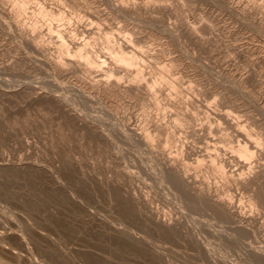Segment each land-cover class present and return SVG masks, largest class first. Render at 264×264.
I'll list each match as a JSON object with an SVG mask.
<instances>
[{
	"label": "rangeland",
	"instance_id": "rangeland-1",
	"mask_svg": "<svg viewBox=\"0 0 264 264\" xmlns=\"http://www.w3.org/2000/svg\"><path fill=\"white\" fill-rule=\"evenodd\" d=\"M47 1L52 2V6L54 5L53 7L62 9L63 13L60 15L58 11H55L53 14H47L45 18L43 16H39L40 19L43 17L45 22H51L52 20L56 22L58 21L57 18H60L59 15L64 16L65 19L71 18L70 20L75 18L74 20L79 19L85 21V23L90 26L102 28L104 32H106L110 37L118 35L126 37L137 48H158L170 50L168 51L169 55L166 53V55L163 57V59L161 58V60H156L153 58H151V60L150 58L144 59L145 63H147L146 65H150H148L145 70H148L149 72L158 71L161 68L167 66V63L170 62L169 59L179 58V62L181 63H179L178 67L183 64L182 66L185 68L180 66L179 68L181 70H179V73H177L179 69L177 68V72H175V75L173 74V77L183 80L185 87L187 86L193 89L194 96L198 99V101L194 106L195 108H191L190 110H192L197 115L199 121L206 120V118H204V116L206 117L204 112V109H206L205 105H218L217 107L222 105L223 107L220 106L219 108L222 107L231 111L235 115L239 116V118L243 120L245 124L248 123L249 127L253 129L256 127L255 130H257V126H254L252 123L250 124V122H252V116H256V118H258L256 120H262L264 123V13L262 15L257 14L258 16H261L258 19L255 12V9L258 7V5L264 9V0H249V3L251 4L250 6L247 5V7L249 6L253 10V13L251 14H248V11V13H244L242 11L243 5L241 6V4L243 3L245 5L244 2L247 0H241L243 2L234 0V2H237V4L240 6L239 8L241 10H239V8L236 9L232 7L228 2L224 3L223 1L225 0H214L215 2L213 0H185L186 2L184 0H147L153 3L155 1L157 4L166 3V5L172 8V12H169L170 14L168 12L158 11L156 13L154 12V14L152 13V18V14L133 17L117 13L113 9V5H111L107 0H96L95 3L99 1L97 3V7L95 3L88 0L87 3L89 4L87 5L89 6H83V8L82 6L79 7V5H76L74 2L71 3L72 0ZM134 1L140 2V0ZM220 2L223 3L221 4ZM251 5L255 7L252 8ZM93 7L94 9L96 8V12L93 11ZM73 8L76 9L74 10ZM78 8L82 10L80 11ZM84 8L86 11H84ZM229 10L232 11L230 12ZM94 12H99L100 15L98 13L97 14L100 17L97 14H94ZM91 15L93 18H91ZM155 15L158 17H155ZM29 16H31V14H29ZM153 17H155L156 20ZM4 18V16H0V20ZM151 20L153 21L151 22ZM0 22L3 23L4 20H1ZM181 22L183 24L188 23L189 26L191 25V27L197 28L201 36L204 37L203 41L200 42L195 40L187 32L182 33L183 31L181 29V31L178 30L177 32L180 37V45L182 44L180 48L181 50H179V48L177 49L175 44L176 41L173 39L174 37L171 36L169 31L170 28L175 29L174 26L178 25L177 23L180 25ZM2 31L3 30L1 29L0 33ZM149 34L151 37H149ZM3 35L5 36V30L0 34V37L2 38H0V235H4V241L2 243L4 244V247L1 248L0 246V264H35V262H37V264H108L109 261H111L110 264H122L124 261L125 264H264V208L260 209L261 215L258 222L259 224L257 223L255 227V231L258 230V232L238 230L231 221H227V218L225 220V217L222 218L223 215L218 213L221 216L219 217V215L215 214L214 211L210 210L209 208L207 209L208 206L203 205L206 203H198L189 195L188 198H186L187 195L185 192L180 193L181 187L165 182L162 177L158 178L156 174L158 170H153L151 167H149L151 164H158V162L156 163L154 159L145 154L141 155L138 153L137 157L136 148L129 145L118 134L110 130V128L113 129L116 126L120 127L121 125L119 122H127L130 119L132 122H135L134 115L136 116L137 113H140L138 108H126L125 105L120 102V100L117 101L118 99H116L115 101V98L114 100H112L113 98H96L99 96H94L93 98L98 99L100 103L102 102V104L98 103V100L96 102V99H93L95 101L91 102L82 101L77 103L76 107L79 109V111H81L80 113L93 118L96 122V126L99 125L97 127L99 130H108L106 131L108 133L106 136L108 138L109 135V140H106L105 137L102 138L103 136H100L99 134L97 135V132L94 131V133H92V131L89 133L80 128L78 125L74 124L72 121L66 120L67 118H65L63 113L56 107L44 102H38L36 99H34V97L25 93L11 92V89H19L20 86L27 85L28 83L37 85L36 87H38L39 90L52 92V89L55 87L50 85V83L52 84L53 81L55 82L57 77H54V74L56 73H54L55 71L53 72L51 69L47 70L50 72L47 74L48 72H44V69H39L40 71H37L38 68H36L35 70L39 73H35L36 76L33 78V73L36 71H33L32 69L30 71V65L26 64L22 58H18L16 54L13 53L11 50V43L8 41L9 39L6 37L4 38ZM84 35L85 34L82 33H80V35L77 34L80 39H84L86 37ZM145 35L147 38L149 37L151 39L146 38L145 41L139 39L140 36L142 37ZM95 38L97 39V36H92L89 39L93 41ZM157 38L160 39L158 40ZM96 41L98 43H102L103 48L108 51L106 42L103 39H97ZM163 44H166L168 47ZM175 49L177 50L174 51ZM181 54L183 58L185 57L183 60L186 63L188 62L187 64L189 65V71L194 70L193 73L190 71L192 74L190 72L188 74L187 64H184L181 56L179 57ZM13 58L15 59L12 60ZM32 58H34L33 61L36 60L35 57ZM151 61L153 63H151ZM200 61L203 62V64ZM35 62L37 64L40 63L39 61L37 62V60ZM190 64L193 68H191ZM32 68L34 69L35 67ZM182 70H184V72ZM41 72L43 74H40ZM28 73H30V76ZM45 73L47 75H45L43 79ZM193 74L194 77L192 76ZM241 74L243 76L245 74V76L248 77V79L245 80L246 84L244 83V85L243 83L240 84ZM46 76L50 81L46 79ZM228 77L231 78L229 79ZM58 78L56 81L58 85L61 84L60 82H64L65 84L66 80L64 81L62 78ZM45 79L49 81L48 84ZM58 80H60V82ZM232 80L235 81L233 82ZM18 83H20V85ZM68 84L72 85L74 83L71 84V82L69 83L67 81L65 84L66 86H63L62 88L61 85H59V89L55 92L53 91V93L69 94L70 92L68 90ZM217 85L218 87H216ZM66 87L67 91L64 89ZM226 87L228 88L226 89ZM48 88L51 90H48ZM210 92L214 93L211 94ZM237 93L239 95H237ZM231 97L233 98L231 99ZM241 98L244 99L242 100ZM110 100L112 101L110 102ZM216 101H219V103ZM92 102L96 103H93L94 105H90ZM235 103L245 105L246 107H244L248 108V110L245 109L246 112L244 109V112L236 111ZM97 104H100V106L98 107ZM202 104L203 106H201ZM250 107L252 108L250 109ZM170 109L172 108L166 106L165 110L168 111ZM108 111H112L114 113L112 114V112H109L108 114ZM119 117L125 121H122V119L120 120ZM142 123L143 122H141V124ZM217 123V121L214 122V124ZM81 129L83 131H81ZM182 136L183 139H185L188 143L195 142L198 146L203 145L202 142L200 143L198 140L196 141L191 136L186 137L185 134H182ZM212 136L217 137L216 134H212ZM168 148L174 151L175 145L170 143ZM142 156L146 160H144L145 163L140 161V159L143 160ZM262 158L261 161L263 162L264 158ZM69 160H71L73 164ZM62 162L64 164H62ZM62 165L64 166L62 167ZM172 186L176 188L173 189ZM129 187L132 189H129ZM177 187L179 188L178 190ZM113 188H115L116 191L118 189V191L116 192L115 189L113 190ZM126 188L129 192L132 191L134 194H140V197L143 196V199L146 197V199L150 202V206L159 211L162 215H167L171 216L173 219L182 220L185 223L183 226H186V228L182 226L180 231L178 230L177 232L176 230L174 232L176 234L163 236V234L156 233L157 230L149 225H146L143 220L129 216L130 218L126 219L129 223L126 227L127 229H125L124 226L127 225V222L126 220H119V216H123L120 213L121 211L119 212L120 204H118V196L116 198L115 196L121 189L122 192L120 191V193L125 194L127 190ZM128 191L126 193L129 196L130 194H128ZM73 192L76 195L73 194ZM68 193H71L74 196L72 197V195ZM248 193L249 192L240 190V192H238L236 195V201L241 205L243 204L247 206L250 197V193ZM77 200L79 202H77ZM113 206H115L117 209ZM116 212H118V214ZM108 215L109 218L112 215L111 218L114 221L116 218L114 216H117L119 219L116 218L117 220L115 223L118 225L121 223V221L126 223L123 224L122 222L120 226L124 227L123 229L126 230L127 235H125L126 233L123 232V229L121 230L120 226L118 227V225H116L119 229H115V224L112 222L113 220L111 221V218H107ZM110 223L113 224V226ZM22 224L25 226L23 227ZM96 225H98V227ZM130 226L134 228V230H131L132 228H130ZM110 228L113 230V232L109 231L111 230ZM94 229L97 230V233L94 232L96 231ZM104 229L106 230V233ZM107 230L110 232L112 237L108 234L109 232H107ZM116 230H121L122 235L119 236V232ZM135 230L139 234H137ZM98 231L100 233H98ZM131 231L135 232V234ZM130 233L134 234L133 239L135 238V240H132V235ZM113 236L119 238L115 239ZM22 237L23 240L21 239ZM52 238H58L57 244L59 245L56 246V243L52 240ZM65 238L69 239H66L65 241ZM126 238L131 239L127 240ZM136 238H139L138 240L142 241H136ZM121 239L126 244L122 243ZM53 242L55 244H53ZM135 242L141 243V246L138 243L139 245L137 246V249L134 248L136 245ZM143 244L146 245V247H144ZM89 246L93 250H90ZM70 247L73 248L70 249ZM96 249L98 252H96L97 256L94 255ZM53 250L54 253H52ZM89 250L93 251L94 253L90 252ZM55 252L57 253V257L54 255ZM78 252H80V254ZM99 253L100 255L103 254L104 257L107 256V258L104 259L102 257L103 255L100 256ZM19 254L22 257L17 256ZM108 254L112 255L109 256ZM95 257H97V259ZM108 258L111 260L108 261ZM112 258L114 261L113 263ZM29 259L30 261L33 259L34 263L27 262ZM67 259L69 263H67Z\"/></svg>",
	"mask_w": 264,
	"mask_h": 264
},
{
	"label": "bare ground",
	"instance_id": "bare-ground-1",
	"mask_svg": "<svg viewBox=\"0 0 264 264\" xmlns=\"http://www.w3.org/2000/svg\"><path fill=\"white\" fill-rule=\"evenodd\" d=\"M90 1L95 3L96 0H90ZM107 1L111 5H113V9L117 13H121V14H124L126 16H133V17L138 16L139 17V16H143V15H147V14L151 15L152 13L154 14V12L156 13L158 11H160V12L163 11V12H168V13L172 12V8L168 5H166V3L165 4H157V3H155V1H154V3L149 2L147 0H140V2H136L134 0H107ZM210 1H212V0H210ZM239 1L243 2L244 0L243 1L239 0ZM73 2L76 5H79V7L82 6V8H83V6H85V7L89 6V5H87V4H89V3H87L88 0H72L71 3H73ZM207 2H209V1H207ZM223 2L224 3L228 2L232 7L236 8V9L240 7L237 4V2H234V0H225ZM240 2H238V3H240ZM97 3H95L96 7H97ZM244 3H245V5L243 3L241 4V6L243 5L242 11L244 13L249 12L248 14L253 13L252 12L253 10L249 7L251 4V3H249V0L245 1ZM175 4H177V3H175ZM229 4H227V5H229ZM247 5H249L248 6L249 8L247 7ZM53 6H52V2H49L47 0H0V16L5 17L4 19H1V20H4V22L3 23L0 22V28L3 30L2 32H4V30H5V36L3 35V37L4 38L6 37L7 39H9L8 41H10L9 43H11V50L13 51V53H15L18 58L19 57L22 58L26 62V64L30 65L29 66L30 71H31V69L34 71L36 68H38L37 71H40L39 69H44V72H46L48 69L53 70V72L55 71L54 73H56V74H54L55 75L54 77L62 78L64 81L66 80V82L67 81L69 83L71 82V84L74 83L72 85L68 84L69 85L68 90L70 93L69 94L53 93V91L55 92L56 90L59 89V85H61L62 88H63V86H66L65 85L66 82L64 84V82L62 83V82H60V80H58V81L61 84L58 85V83L56 82L57 78H56L55 82L54 81L52 82V80H51L52 84L50 83V85L55 87L54 89H52V87L50 86L52 89V92L39 90L38 87H36L37 85H33L31 83L30 84L26 83L27 85L20 86L19 89H11L10 91L16 92V93L17 92L25 93L27 95L34 97V99H36L38 102H44V103H47V104H50V105L56 107L58 110H60L63 113L64 117L67 118L66 120L72 121L74 124L78 125L80 128H82L83 130H85L89 133H91L92 131H93L92 133H94V131H95V132H97V135L99 134L100 136H103L102 138L105 137L106 140L107 139L109 140V135H108V138L106 136L108 134L106 131H108V130H104V129L99 130V128H97L99 125L97 124L98 126H96V122L94 121L93 118L86 116L85 114L80 113L81 111H79V109L76 107L77 103H80L82 101L83 102L84 101H86V102L90 101L91 102V101H95L93 99H96V98L100 99V97L101 98L103 97L104 99H112L113 98L112 100H114V98H115V101H116V99H118L117 101L120 100V102L123 105H125L126 108H129V107L138 108L139 109L138 111H140V113L139 114L137 113L136 116L134 115L135 120L134 119L133 120L135 122H132L131 119L126 122L124 119L119 117L120 120L122 119V121L124 120L125 122H123V123L119 122L121 125L120 127L116 126V123H115L116 127H114L113 129L110 128V130H112L114 133L118 134L129 145L136 148L137 157H138V153L141 155L145 154V155L151 157L152 159H154V161H156V163L158 162V164H155V165H152L150 163L151 165L149 167H151L153 170L154 169L158 170L156 173L158 178L162 177L165 182H167L169 184H175L176 186L181 187L180 193L185 192V194L187 195L186 198H188V195H189L190 197L193 198V200H196V202H198V203L204 202L206 204H209V205H206V204L202 203L203 205L208 206L207 209L209 208L210 210L214 211L215 214L223 215L222 218L225 217V220L227 218L228 219L227 221H229V222L231 221L232 224H234L238 230H243V231L246 230L248 232L255 231L256 224L259 222L260 215H261L260 209L264 208V161L263 162L261 161V158L262 157L264 158V123H263V121L262 120H256L258 118H256V116H252V122H250L251 120L249 122H250V124L252 123L254 126H257V130H255L256 127H255V129L249 127L248 123L245 124L244 121L239 118V116L235 115L234 113H232L229 110L222 108L223 107L222 105H220V106H222L221 108H219L220 106L217 107L218 105L217 106L205 105L206 109H204V112H205L206 117L204 116V118H206V120L199 121L197 115L192 110H190L191 108H195L194 106L197 104V101H198V99L194 96L193 89L191 87H187V86L185 87L183 80L173 77V74L175 75V72H177L176 71L177 68H179L180 66L184 67V66H182L183 64L178 67L179 63H181V62H179V58L175 57L176 59H174V58L169 59L170 62L167 63V66H165L164 68H161L160 70L157 69L158 71L149 72L147 70L148 71L147 72L145 70V68L149 64L146 65L147 63H145L144 59L150 58V60H151V58H153L156 60L157 59L161 60V58L163 59V57L166 55V53H168V51H170V50H167V49L164 50V49H158V48H156V49L155 48H147V49L137 48L126 37H122L120 35L110 37L107 35L106 32H104V30L102 28L97 27V26H90L87 23H85V21H82L79 19L74 20L75 18H73V20H70L71 18L65 19L64 16H60L63 13L62 9H60V8L57 9ZM215 6H216V4H215ZM221 7H223V6H221ZM254 7L255 6H252V8H254ZM29 9H30V11H29ZM93 9H94V7H93ZM189 9H191V8H189ZM95 10H96V8L93 11H95ZM182 10H183V8H182ZM239 10H241V9L239 8ZM55 11H58V13L60 14L59 15L60 18H57L58 21L54 22L52 20L51 22H47V21L45 22V20H43V17L45 18L47 16V14H50V13L53 14ZM84 11H86L85 8H84ZM95 12H94V14H97V13L99 14V12H97V13H95ZM243 12H241V13H243ZM255 12H256V15L257 14L262 15L264 13V9L258 5V7L255 9ZM28 13L31 14V16H29ZM153 14L151 15V18L153 16ZM253 15H255V14H253ZM39 16H43V17H41L42 20L39 18ZM156 16L157 15H155V17ZM241 16H242V14H241ZM155 17H153V18L156 20ZM257 17L259 19V17H261V16L257 15ZM91 18H93V16ZM184 18H185V16H184ZM263 19H264V17H263ZM136 20H138V19H136ZM140 20H142V19H140ZM165 20H167V19H165ZM152 21L153 20H151V22ZM124 22H126V21H124ZM158 22H160V21H158ZM165 24H166V22H165ZM177 24L178 25L174 26L175 29L170 28V31L168 30L171 33V36L174 37L173 39H175V41H176L175 44H176L177 49L179 48V50H181L180 48H181L182 44L180 45V43H181L180 37L177 33L178 30L181 31V29L183 31L182 33L187 32L195 40L200 41V42L203 41L204 37L201 36V34L199 33L197 28L191 27V25L189 26L188 23L183 24L181 22L180 25H179V23H177ZM243 25H245V24H243ZM156 26H157V24H156ZM80 33L85 34L84 36H86V37L84 39H80L77 36V34L80 35ZM92 36H97L98 40L103 39L106 42V47L108 48V51H106L103 48L102 43H98L96 41L97 40L96 38L93 41L90 40L89 38ZM149 37H151L150 34H149ZM149 37L147 38V36L145 35L142 37L140 36L139 39L145 41L146 38L151 39ZM239 37H241V36H239ZM138 40H136V41H138ZM141 40H140V42H141ZM213 41H214V39H213ZM218 41H217V43H218ZM163 45H166V44H163ZM172 45H173V43H172ZM210 45H208V46H210ZM7 46H8V43H7ZM210 47H212V46H210ZM177 49H175L174 51H176ZM237 52L239 53L238 50H237ZM207 54H209V53H207ZM214 54H216V53H214ZM168 55H169V53H168ZM239 55H241V54H239ZM180 56L182 57V54L179 55V57ZM0 57H1V54H0ZM32 57H35L37 62L39 61L40 63L37 64L35 62L36 60L33 61L34 58H32ZM193 57H195V56H193ZM261 57H263V56H261ZM18 58H17V62H18ZM184 58L182 57L181 59L183 60ZM14 59L15 58H13L12 60H14ZM183 61H182V63H183ZM148 62H150V61H148ZM151 63H153V62L151 61ZM185 63L186 62L184 61V64ZM201 63L203 64V62H201ZM154 64H155V61H154ZM193 64H195V63H193ZM31 66L35 67V68L33 69ZM187 66H188V74L190 71L193 73L194 70L189 71V65L187 64ZM190 66H191V64H190ZM240 67H242V66H240ZM191 68H193V67L191 66ZM148 69H149V67H148ZM235 69H236V67H235ZM25 70H26V68H25ZM179 70H181V69L179 68L177 73H179ZM231 70H233V69H231ZM33 71H32V73H33ZM37 71L33 73V78H34V76H36L37 73H39ZM182 71L184 72V70H182ZM185 71H186V69H185ZM42 72H43V70H42ZM42 72L40 74H43ZM47 72H46L47 74L50 73L49 71H47ZM223 72H225V71H223ZM223 72H221V73H223ZM46 73L44 74L43 79H44L45 75H47ZM221 73H219V74H221ZM28 74L30 76V73H28ZM252 74H253V72H252ZM187 76H189V75H187ZM192 76L194 77V74ZM202 76H203V74H202ZM54 77H53V79H54ZM210 77H211V75H210ZM240 77H241L240 78V84L241 83H243V85H244V83L246 84L245 80L248 79V77L245 76V74H244V76L241 74ZM46 79H48L47 76H46ZM50 79H52V78H50ZM213 79H214V77H213ZM38 80H39V78H38ZM49 81H47V84ZM232 81L234 82L235 80H232ZM23 82H25V81H23ZM28 82H29V80H28ZM20 83H18V84L20 85ZM33 83H34V80H33ZM12 84H14V83H12ZM12 84H11V86L13 87ZM235 84H236V82H235ZM15 85H16V83H15ZM11 86H9V87L12 88ZM259 86H261V85H259ZM216 87H218V85ZM46 88H47V85H46ZM211 88H213V87H211ZM227 88L228 87H226V89ZM49 89L50 88H48V90ZM64 89L66 90L67 87ZM211 92H212V90H211ZM206 93H204V94H206ZM213 93H211V94H213ZM222 93H224V92H222ZM223 95H226V94H223ZM237 95H239V94L237 93ZM94 96L95 97L99 96V97L93 98ZM228 98H230V97H228ZM232 98L233 97H231V99ZM98 99H96V102ZM112 100H110V102ZM101 101H103V100H101ZM96 102H92V103H90V105L93 103H96ZM221 102H222V100H221ZM231 102H232V100H231ZM98 103H100L99 100H98ZM217 103H219V101ZM100 104H102V102ZM100 104L99 105L97 104L98 107L100 106ZM231 105H233V104H231ZM166 106L171 107L172 109L166 111L165 110ZM201 106H203V104ZM244 106L245 105H241L240 103H238V104H236L235 110L236 111H242V112H244L243 109L248 110V108H245L246 106L245 107ZM108 107H110V106H108ZM252 107H253V105H252ZM252 107H250V109ZM133 108H131V109H133ZM254 110H256V109H254ZM116 111H117V109H116ZM109 112L110 111H108V114H109ZM245 112H246V110H245ZM113 113L114 112H112V114ZM112 114H110V115L113 116ZM115 114H116V112H115ZM250 117H251V115H250ZM112 118H114V117H112ZM116 119H117V117H116ZM140 121L143 123L141 124ZM216 121L218 123L214 124V122H216ZM117 125H119V124H117ZM82 129H81V131H83ZM182 134H185L186 137L187 136L193 137V139H195L196 141L198 140L200 143L202 142L203 145L198 146V145H196L195 142L188 143L185 139H183ZM212 134H216L217 137H214L215 135L212 136ZM110 143H111V139H110ZM170 143L175 145L174 151H172L171 149L168 148V145ZM134 148H133V150H134ZM135 157H136V155H135ZM142 158H143V160L140 159V161L142 163H145L144 162L145 159L143 156H142ZM65 161H67V160H65ZM69 161H71V160H69ZM141 162H140V164H141ZM62 164H64V163L62 162ZM72 164H73V162H72ZM63 166L64 165H62V167ZM57 171H56V173H57ZM54 172H52V173H54ZM76 177H78V176H76ZM57 179H58V177H57ZM178 187H177V190L179 189ZM130 188L131 187H129V189ZM175 188L173 187V189H175ZM62 189H64V188H62ZM114 189L115 188H113V190ZM123 190H124V188H123ZM240 190H244L245 192L250 193L249 202H248L247 206L243 205V204L241 205L236 201V195L238 192H240ZM115 191H116V189H115ZM117 191H118V189H117ZM120 191L115 196V198L118 196L117 197V199L119 200L118 204H120L119 212L121 211L120 213L122 214L123 217H120L118 215L120 218L119 219V218H117V216H114L117 219L126 220V219L130 218L129 216L136 217L138 219L143 220V222H145L146 225H149L152 228L156 229L157 230V231L155 230L156 233L163 234V236L164 235L169 236V234H176L174 232L176 230H177V232H178V230L180 231L183 224L185 225V223L182 220L173 219L171 216L162 215L159 211L155 210L152 206H150V204H149L150 202H149V200L146 199V197L143 199L142 198L143 196L140 197V194H134L132 191L129 192L128 189L126 190V192L127 191L129 192L128 193V194H130L129 196L127 195V193L125 191H124L125 194L120 193ZM116 192H114V193H116ZM68 194H71V193H68ZM73 194H75V193L73 192ZM113 195H115V194H113ZM73 196L74 195H72V197ZM183 197H185V196H183ZM85 199H86V197H85ZM77 202H79V201L77 200ZM113 207H115V206H113ZM116 213L118 214V212H116ZM94 215H96V214H94ZM220 215H219V217H221ZM111 217H112V215L110 216V218ZM107 218H109V215ZM116 218H115V221L117 220ZM94 219H96V218H94ZM26 220H28V219H26ZM112 220L113 219L111 218V221ZM115 221L114 220L112 221L115 224V229H119L118 227L122 224L123 221H121V223H119V225L116 224ZM54 222H56V221H54ZM126 222H127V220H126ZM130 222H131V220H130ZM143 222H142V224H143ZM117 223H118V221H117ZM128 223L129 222H127V225L124 226L125 229H127L126 227L128 226ZM123 224H126V223L123 222ZM132 224H131V226H132ZM111 225L113 226V224H111ZM116 225H118V227ZM135 225H136V223H135ZM24 226L25 225H23V227ZM96 226L98 227V225H96ZM96 226H95V228H96ZM131 226H130V228L133 227V226L132 227ZM31 227H32V225H31ZM124 227L120 226L121 230ZM136 227H137V225H136ZM53 228H55V227H53ZM184 228H186V226ZM25 229H26V227H25ZM125 229H123V232L126 233ZM94 230H96V229H94ZM108 230H107V232H109V231L113 232L112 229H111L112 231L111 230L108 231ZM121 230L120 231L116 230L117 232H119V236L122 235ZM131 230H134V228H132ZM104 231L106 233L105 229H104ZM256 231L258 232V230H256ZM66 232H67V229H66ZM94 232L97 233V230ZM94 232H92V233H94ZM110 232L108 233L109 235H110ZM131 232L134 234H135V232L137 233L136 230H135V232H133V231H131ZM98 233H100V232L98 231ZM179 233H181V232H179ZM1 234H4V233H1ZM52 234H53V232H52ZM134 234H131L132 240H135V238L133 239ZM137 234H139V233H137ZM109 235H107V236H109ZM125 235H127V233ZM78 236H76V237H78ZM82 236H83V234H82ZM113 237H115V239L119 238L116 236H113ZM125 237H127V236H125ZM60 238H62V237H60ZM21 239L23 240V237ZM57 239L58 238H52V240L56 243V246L59 245V244H57L58 243ZM66 239L68 240L69 238H65V241H66ZM126 239H124V240H126ZM129 239H131V238H128L127 240H129ZM136 239H137L136 241H139L138 240L139 238H136ZM121 240H120V242H121ZM3 241H4V235H0V246H1V248L4 247V244H2ZM83 241H80V242H83ZM141 241H139V242H141ZM24 242H25V240H24ZM54 242H53V244H55ZM113 242H115V241H113ZM113 242H111V243H113ZM122 243H124L123 240H122ZM135 243H136V245L134 248L137 249V246L139 244L141 246V243H139V244L137 242H135ZM65 244H67V243H65ZM124 244H126V243H124ZM67 245H69V244H67ZM70 246H72V245H70ZM61 247H63V246H61ZM144 247H146V245H144ZM55 248H58V247H55ZM72 248L70 247V249H72ZM89 248H90V250H93L90 246H89ZM66 249H67V247H66ZM97 249H96L95 253L97 252ZM145 251H146V249H145ZM64 252H65V250H64ZM75 252H77V251H75ZM90 252H93V251H90ZM52 253H54V250ZM78 253L80 254V252H78ZM95 253H94V255L97 256L98 252L96 254ZM16 254H18V253H16ZM54 255L57 257L56 252ZM75 255H76V253H75ZM99 255H100V253H99ZM102 255H100V256H102ZM110 255H112V254H110ZM17 256H21V255L19 254ZM113 256H115V255H113ZM102 257L104 259L107 258V256L104 257V255ZM79 258H80V256H79ZM95 258L97 259V257H95ZM99 259H101V258H99ZM109 260H111V259L108 258V261ZM31 261L29 259L27 262L34 263L33 259ZM110 262L111 261H109L108 264H110ZM113 262L114 261L112 258V263ZM67 263H69L68 259H67ZM101 263H103V262H101ZM123 263L125 264V261ZM127 263H129V262H127ZM35 264H37V262H35ZM89 264H91V263H89Z\"/></svg>",
	"mask_w": 264,
	"mask_h": 264
}]
</instances>
